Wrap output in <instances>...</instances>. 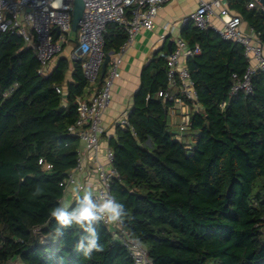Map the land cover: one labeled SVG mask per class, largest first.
Here are the masks:
<instances>
[{
	"label": "trees",
	"instance_id": "16d2710c",
	"mask_svg": "<svg viewBox=\"0 0 264 264\" xmlns=\"http://www.w3.org/2000/svg\"><path fill=\"white\" fill-rule=\"evenodd\" d=\"M250 2L227 0V8L264 44L262 9ZM181 37L201 48L187 59L199 94L189 130L182 139L171 131L173 102L159 96L168 89L174 49L165 41L142 68L129 125L109 138L120 175L111 193L131 217L123 226L153 264H264V73L252 77V92L232 93L233 74L247 70L244 47L192 21ZM126 38L123 27L109 24L106 53L118 52ZM40 68L23 37L0 32V264H133L104 224V251L90 260L76 251L79 230L53 237L49 213L65 195L62 182L79 152L68 129L91 86L80 60L61 56L50 73Z\"/></svg>",
	"mask_w": 264,
	"mask_h": 264
},
{
	"label": "built area",
	"instance_id": "2783aa9c",
	"mask_svg": "<svg viewBox=\"0 0 264 264\" xmlns=\"http://www.w3.org/2000/svg\"><path fill=\"white\" fill-rule=\"evenodd\" d=\"M84 11L76 31V44L70 51L72 61L80 60L84 75L95 91L87 100H78V118L69 127V134L78 137L90 151L99 152L101 136L104 133L103 114L112 99L114 82L121 76L120 64L127 46L133 43L142 30H152L162 5L169 0H83ZM249 8H263L261 0H251ZM74 0H0V32L17 34L32 46L41 68L39 73H46L48 64L62 54L71 44L72 11ZM214 16L219 17L221 25L213 24ZM201 29L212 28L222 38L238 43L244 47L248 62L243 76L233 74L232 93L241 90L252 92L251 79L258 72L264 73V44L255 29L244 25L241 15L230 12L222 0H201L198 7L186 18ZM117 23L124 28L126 40L118 52L110 53L101 87L97 84L101 77L102 66L108 55L104 49L105 35L109 24ZM56 35V36H55ZM199 46H190L185 39L177 37L174 49L168 57V89L159 96L173 102L168 109L171 120L180 117L178 137L187 132L191 126L192 110H198L199 94L187 59L199 54ZM62 92L61 87L56 88ZM224 105V104H223ZM118 125H129L128 112L118 119ZM172 125V122H171ZM106 163L98 162L93 169L99 180L96 192L109 191L112 183L120 179L119 172L113 165L114 152L108 146ZM50 168L51 166L48 165ZM85 154L78 152L76 165L67 173L62 182L65 193L69 186H84L77 182V174L85 171ZM112 194V193H111ZM62 201V199H61ZM106 225L128 249L133 264H153L146 246L133 237L122 225Z\"/></svg>",
	"mask_w": 264,
	"mask_h": 264
},
{
	"label": "crops",
	"instance_id": "0c3cea01",
	"mask_svg": "<svg viewBox=\"0 0 264 264\" xmlns=\"http://www.w3.org/2000/svg\"><path fill=\"white\" fill-rule=\"evenodd\" d=\"M200 1L169 0L165 2L155 20L154 28L140 31L133 43L127 46L120 64L121 76L114 82L111 102L103 114L104 133L101 136L99 152L96 155L94 151L87 149L84 142H79L78 150L85 154V163L88 169L77 174L78 183H82L85 187H91L96 191L99 180L93 169L99 161L106 163L105 151L109 146V138L117 135L118 119L123 113H129L133 106V96L140 86L142 68L152 54L163 46L165 41L173 40L174 42L177 37H181L182 27L187 23L186 18L198 7ZM222 1L227 5V0ZM212 20L213 24L221 25L219 17L214 16ZM244 25L248 26L245 22ZM67 48H69V51L72 50L69 46ZM64 52L48 64L46 73H50L56 67L61 56L70 57ZM94 91L95 87L93 86L89 89L84 100L89 99ZM76 187L77 185L68 187L61 203H73V189Z\"/></svg>",
	"mask_w": 264,
	"mask_h": 264
},
{
	"label": "clouds",
	"instance_id": "9594fccd",
	"mask_svg": "<svg viewBox=\"0 0 264 264\" xmlns=\"http://www.w3.org/2000/svg\"><path fill=\"white\" fill-rule=\"evenodd\" d=\"M40 191L36 189L37 193ZM49 216L54 221L51 231L55 239L63 237L70 229L80 231L75 248L86 260L104 251L98 232L102 224L122 225L131 219L125 205L109 191L97 193L84 186L73 189L72 204L58 203Z\"/></svg>",
	"mask_w": 264,
	"mask_h": 264
},
{
	"label": "water",
	"instance_id": "95a60500",
	"mask_svg": "<svg viewBox=\"0 0 264 264\" xmlns=\"http://www.w3.org/2000/svg\"><path fill=\"white\" fill-rule=\"evenodd\" d=\"M261 3L263 5V8L261 10L262 14L264 15V0H261ZM84 11V1L83 0H74V8L72 11V30L77 31L79 22L82 19ZM173 40L168 41V47L170 50H172L173 46ZM111 59V56L108 54L104 60L103 66H102V72H101V78L104 77L107 65Z\"/></svg>",
	"mask_w": 264,
	"mask_h": 264
},
{
	"label": "rangeland",
	"instance_id": "374dc122",
	"mask_svg": "<svg viewBox=\"0 0 264 264\" xmlns=\"http://www.w3.org/2000/svg\"><path fill=\"white\" fill-rule=\"evenodd\" d=\"M70 41H71V43L76 44V31L72 32V34L70 36ZM64 53L67 54V55H70L69 48H66ZM180 122H181V118L180 117H174L172 119V125H170V129H171V131L173 133H180L179 129H178V127H179L178 124H180ZM12 264H22V263H21V261L19 259H15L12 262Z\"/></svg>",
	"mask_w": 264,
	"mask_h": 264
}]
</instances>
